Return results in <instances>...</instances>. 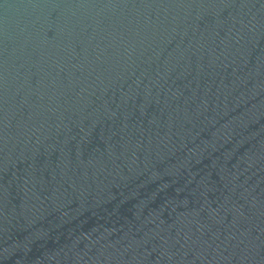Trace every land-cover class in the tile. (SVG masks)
Segmentation results:
<instances>
[{
	"label": "water",
	"instance_id": "1",
	"mask_svg": "<svg viewBox=\"0 0 264 264\" xmlns=\"http://www.w3.org/2000/svg\"><path fill=\"white\" fill-rule=\"evenodd\" d=\"M0 264H264V0H0Z\"/></svg>",
	"mask_w": 264,
	"mask_h": 264
}]
</instances>
